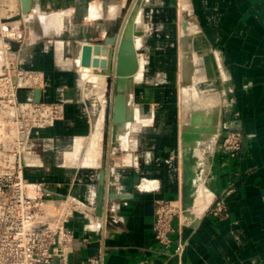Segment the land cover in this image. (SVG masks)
Wrapping results in <instances>:
<instances>
[{"label": "crops", "instance_id": "obj_1", "mask_svg": "<svg viewBox=\"0 0 264 264\" xmlns=\"http://www.w3.org/2000/svg\"><path fill=\"white\" fill-rule=\"evenodd\" d=\"M34 1L28 21L20 0H0V25L24 27L19 64L44 77L43 88L19 98L64 105L62 119L31 136L24 175L52 197L93 209L92 225L80 214L68 223L76 238L70 264L92 256L102 264H177L178 242L181 264H264V0H142L131 40L140 61L114 144L102 134L112 105H98L79 47L114 37L117 48L136 0ZM186 82L188 91L217 99L216 134L197 158L195 193L202 190L207 205L196 215L193 204L182 224L175 219L172 245L163 248L153 224L158 201L182 197L181 126L189 113L178 94ZM225 129L242 132L235 158L218 148ZM221 199L226 215L215 218L209 209Z\"/></svg>", "mask_w": 264, "mask_h": 264}, {"label": "built area", "instance_id": "obj_2", "mask_svg": "<svg viewBox=\"0 0 264 264\" xmlns=\"http://www.w3.org/2000/svg\"><path fill=\"white\" fill-rule=\"evenodd\" d=\"M24 40L25 31L16 22L1 25L0 264H70L76 238L68 223L80 214L92 225L93 209L68 195L52 197L43 182L24 175V151L31 136L52 127L64 115L60 102L19 98L22 90L44 86L42 73L22 68L17 52L12 50V43L19 49ZM219 149L230 158L237 157L242 149L240 131L226 130ZM209 213L215 218L226 215L223 199L215 201ZM183 215L181 197L158 201L153 232L159 246L171 247L173 221L182 224ZM92 229L98 231V226ZM184 251L185 244L178 242L173 249L177 264H181ZM85 264H102V260L92 256Z\"/></svg>", "mask_w": 264, "mask_h": 264}, {"label": "water", "instance_id": "obj_3", "mask_svg": "<svg viewBox=\"0 0 264 264\" xmlns=\"http://www.w3.org/2000/svg\"><path fill=\"white\" fill-rule=\"evenodd\" d=\"M142 0H136L132 8L131 14L127 18L121 33L120 42L117 46V38L112 37L107 39L102 44L84 43L79 47L78 63L82 68H90L101 75L105 76L106 90L112 95V111L110 116V143H115L116 128L126 121V111L128 105V87L130 85L132 76L137 71V59L135 51L131 45L125 53L122 52L123 45L126 42L131 44L133 36L138 35L134 31V21L138 8ZM21 13L27 16L31 10L35 8L34 0H20ZM108 45L109 47H106ZM12 50L16 51L18 46L15 43L11 44ZM130 60L133 61V66H130ZM129 61V62H128ZM197 134H184L182 139L188 141L190 138H196ZM197 158L193 155L191 149L185 153L182 159V198L183 209L185 215H190L188 209L193 206V194L196 188L193 185V178L195 173L192 166H195ZM100 199L98 201V208L100 207Z\"/></svg>", "mask_w": 264, "mask_h": 264}, {"label": "rangeland", "instance_id": "obj_4", "mask_svg": "<svg viewBox=\"0 0 264 264\" xmlns=\"http://www.w3.org/2000/svg\"><path fill=\"white\" fill-rule=\"evenodd\" d=\"M21 28L24 30L23 26H21ZM0 31H1V25H0ZM189 84L190 83L186 82L185 88L182 89L180 87V91L178 94V101H179L181 111L183 108L186 107V111L189 113L191 117L190 121H189L188 114L183 118L184 123L181 126V130H182L181 136L183 133L198 134L199 136L195 139H190L189 141L182 140V145H181L182 159L184 158L185 153H187L189 149H192L193 155L196 158L204 155L205 147L207 146V144L210 143L212 137L215 136L216 134L215 118L217 117V114H218V108L216 106L217 105L216 96L211 95L209 91L199 92L194 87L191 88V92H190L187 90V87L189 86ZM97 94H98L97 95L98 105H105L106 106L105 108H107L108 105H112V95L109 90L108 91L106 90L105 82L103 86L100 89H98ZM226 100L228 102L229 101L231 102L232 94L231 95L229 94ZM221 101L224 102L223 99ZM110 116H111V113L109 111V108H107V110L105 111L103 122H102L103 123L102 134H103L104 140L108 139ZM226 130L228 129L221 131L220 134L218 135V140H217L218 148H219V141L222 135L226 132ZM229 130H234V129H229ZM239 131L242 134L241 130ZM199 164L200 163L198 162V159H197L196 165L192 166L193 171L196 172L195 177L193 178L194 186L195 184H197V180L199 177L198 175L199 174L198 173ZM195 196H196V193L194 194L193 198H194V204L196 205V208H197V202H196L197 199L195 198ZM191 209L192 207L188 209L189 213ZM194 211L196 215H199L202 213V211L199 213L197 209H195ZM190 215L187 216L184 214L183 220L185 219L187 221L189 218H191Z\"/></svg>", "mask_w": 264, "mask_h": 264}, {"label": "bare ground", "instance_id": "obj_5", "mask_svg": "<svg viewBox=\"0 0 264 264\" xmlns=\"http://www.w3.org/2000/svg\"><path fill=\"white\" fill-rule=\"evenodd\" d=\"M182 0H179V2H180V6H181V2ZM25 18H26V20H30V18H31V16H30V13L27 15V16H25ZM185 32H186V30H185ZM0 44H1V41H0ZM129 48H131V44L130 43H128V42H126V44L125 45H123V48H122V52L123 53H125ZM137 61H139V60H137ZM85 69H87V70H89L90 71V80L93 82V84L96 86V88H97V90L98 89H100L102 86H103V84H104V82H105V76L104 75H101L99 72H97V71H95V70H93V69H90V68H85ZM186 71V70H185ZM137 77V76H136ZM133 79H135V78H133ZM184 134H188V135H193V134H189V133H183L182 134V136L184 135ZM199 135L197 134V137H198ZM196 137V138H197ZM190 139H195V138H190ZM189 139V140H190ZM188 140V141H189ZM192 150V149H191ZM193 152V151H192ZM193 181V180H192ZM182 183H183V179H182ZM194 185V184H193ZM201 189H203V188H201ZM205 189V188H204ZM202 191V190H201ZM200 191V189H199V191H197V193H196V196H195V198L197 199L196 200V202H197V211L200 213L201 211H202V209L204 208V205H207L206 203H207V200H206V198L204 197V195H203V193ZM205 191V190H204ZM207 193V192H206ZM195 194V193H194ZM194 194H193V197H194ZM209 194V193H208ZM207 197V196H206ZM181 201H182V204H183V198L181 197ZM206 202V203H205ZM193 204H194V198H193ZM191 208V207H190ZM189 208V209H190ZM191 217V216H190Z\"/></svg>", "mask_w": 264, "mask_h": 264}]
</instances>
